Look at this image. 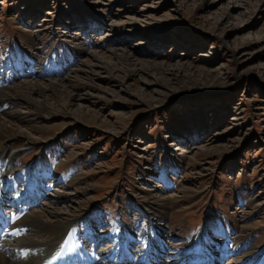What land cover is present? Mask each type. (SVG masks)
Returning a JSON list of instances; mask_svg holds the SVG:
<instances>
[{"label":"rangeland","instance_id":"obj_1","mask_svg":"<svg viewBox=\"0 0 264 264\" xmlns=\"http://www.w3.org/2000/svg\"><path fill=\"white\" fill-rule=\"evenodd\" d=\"M108 51L136 57L125 67ZM89 52L101 68L68 84L67 111L49 92L33 95L54 106L52 116L23 119L44 126L43 135L19 122L27 137L0 138V150L12 152L4 178L21 190L34 180L48 186L29 212L66 218L78 209L67 226L99 223L102 250L127 230L164 238L159 264H195L180 253L193 243L196 256L211 246L212 264H237L244 253L255 256L248 264H264V0H0V91L64 81ZM120 67L137 72L122 79L113 71ZM30 105L4 101L0 118ZM132 244L115 252L119 264L134 263Z\"/></svg>","mask_w":264,"mask_h":264},{"label":"bare ground","instance_id":"obj_2","mask_svg":"<svg viewBox=\"0 0 264 264\" xmlns=\"http://www.w3.org/2000/svg\"><path fill=\"white\" fill-rule=\"evenodd\" d=\"M108 52L111 53V56L119 64L125 67L131 66V63H132L131 59L136 57L135 55L136 53L128 52V51L127 52L121 51L119 52L120 54L116 53L115 51H108ZM100 61H101L100 58L94 52H89L88 58L82 62V65L79 66L77 69H74L70 75L64 78V81L49 82L44 87L37 83L23 82L20 85L11 86V87L6 88L5 90H1L0 91V105L4 101H13V100L26 101L31 104L30 107L26 108L27 111L24 113L23 112L21 113L14 112V114L7 113L4 118H0V138L2 139V141L4 140V142L9 143L15 138L27 137L26 134L23 131H21L19 125H17L19 122L21 123L24 122L23 119L26 118L27 114H30V115L31 114L33 115L45 114V115H51V116L54 115V113H52L54 110L53 109L54 106L47 105L44 101H41V102L35 101L33 99V95L35 94L41 95V94H44L45 92H49L50 93L49 96L50 97L52 96V98H55V100H57L55 101V103L56 104L58 103V106L62 107L63 111L64 110L67 111V109H69L70 107L69 100L71 101L73 98L72 96H69L66 93V88L68 84L81 83V78H79L78 73L87 74L88 73L87 70L91 69V67L101 68L99 67ZM136 61H137L136 65H141L142 67H145V66L146 67L148 66L150 68L160 67L162 71H166L168 73H173V71H175V70L170 69V67L165 66L164 64L159 65L154 62L147 63L139 59H137ZM92 62H94L93 65H92ZM83 66L86 68H83ZM146 67L144 69H146ZM102 70L108 71L110 69L103 67ZM113 71L117 73L118 77L122 75V79H125L128 76H132L135 72H137L136 69L125 71L123 67L116 68L115 70L113 69ZM90 73H93V72L91 71ZM108 92H113V91L108 90ZM65 96H66V100L63 101L62 99ZM87 96L93 99L95 98V100H98V101L100 100H103V102L106 101L105 99L101 98L98 95L92 96V95L87 94ZM62 101L65 103L63 104ZM13 115L18 118L16 121ZM43 127L44 126L42 125L31 127V126L26 125V123L24 124V128H33V130L37 131L40 135H43L45 133V130L43 129ZM29 130H32V129H29ZM10 155H12V152L7 150L6 148H3L2 150H0V170L6 169V165L3 161V158L10 156ZM2 174L3 173L0 172V196L1 198L6 197L7 199H9V201L12 203L11 204L12 207L14 208H12V210L11 209L6 210L5 208H2L0 206V220L2 222V225L5 224L3 231H2V227H0V264H32L30 263V259L28 260L25 256L32 257L33 259L31 261H34L35 264L36 263L45 264L52 255H54L55 253H57L63 248L68 237H69V241L73 243V247H72L73 250L75 248V254H74L75 256L74 257L69 256L67 258L64 257L63 258L64 261L62 260L63 262L61 261L60 264H87L88 261L89 263H92V264H100V262L97 263L99 258L96 257V254H95L96 250H100L99 256L104 255L105 252H108L107 255H111L112 251L114 253L123 251L124 246L128 245L126 244L127 242L119 241L122 244L117 242L113 248H107L104 250L100 248L99 249L94 248V252L92 250L88 251L85 248L84 244L75 243L74 237L76 236L75 235L76 232H74L73 229H71L70 231H66L64 229L68 224L67 217L73 216L74 213L78 211V209L76 210L72 207H68V208L74 209L75 212L69 211L67 209L65 213L64 212L62 213L66 215V218H64L63 216L61 217L60 211L55 210V209L54 210L52 209L49 211V209L47 208V211H43L40 214L29 212L30 206H28V208L25 206L26 200L23 201V199H26V197H24V195L35 193V195H38V197H40V195L42 196L44 192L41 190H38L37 192L36 190L38 188L37 189H31V188L39 187L40 189L43 187L46 188L48 186L44 183L46 186L45 187L42 184H40L38 180H34L33 185L31 184V186H28L27 189L23 191L24 193H18L15 182L12 179H10L12 180L10 185H7L6 183H1ZM28 190L30 191L28 192ZM12 192L15 193L16 195L14 194V196H12L11 195ZM30 201L32 202V200ZM97 228H99V223L97 225L89 224V226L84 231L79 230L78 232L79 234L84 236V238H88V237L92 238V240L95 241L94 242L95 245H101L99 244L100 242L97 240L100 239V241L101 240L103 241V239L107 238L106 237L107 235H103L101 237L97 236L96 234ZM4 231H5V235L10 232L12 233L7 234L5 236ZM126 237L130 241L138 240L137 242L136 241L135 242L137 244H140L141 246L140 247L136 244V246L134 245L132 250H130L129 252L127 251V253H131L132 259H134L133 256L136 253V249L135 251L133 250L134 248L139 247L140 250L137 249V251H142V252L145 251L143 258L142 257L139 259L137 258L138 264H159L160 262V259H158L159 257H155V255L152 254L151 252L156 253L157 246H162L164 250H166V248L168 247L167 244L165 243L164 238H161L160 241H157V240H154V238L151 237V234H150V239L148 242H146L145 239H143V235L137 233L135 230L129 231ZM109 240H112V238H110ZM204 241L207 242L208 240L206 239ZM153 243L155 245H153ZM120 245L122 247H119ZM221 247L222 249L219 248V252L217 254L220 257H223L229 252L226 246H221ZM197 249H199V247H197V245L193 243L191 247H188V248L183 247L180 253H182L183 256L184 257L186 256L185 258H187V257H191L194 254V251H196ZM210 249H211V246L206 245V243H204L203 252L201 253L200 256H198L197 259L195 258L193 263L202 264L206 262V264H210L209 262L211 260V257L213 256L212 252H210ZM257 252H260V250ZM186 253H188L189 255H187ZM137 254H139V252ZM245 254L246 253L242 255L243 256L242 258H245V259H242V258L240 260L238 259L237 264H248L250 261H253L252 258L255 256H253L250 260H246L253 253L248 254L246 255V257H244ZM190 260H192V257L190 258ZM244 261L245 263H242ZM127 262L128 260H126V263ZM178 262L182 263V262H185V260L184 261L178 260Z\"/></svg>","mask_w":264,"mask_h":264},{"label":"snow or ice","instance_id":"obj_3","mask_svg":"<svg viewBox=\"0 0 264 264\" xmlns=\"http://www.w3.org/2000/svg\"><path fill=\"white\" fill-rule=\"evenodd\" d=\"M57 255H59V253Z\"/></svg>","mask_w":264,"mask_h":264}]
</instances>
